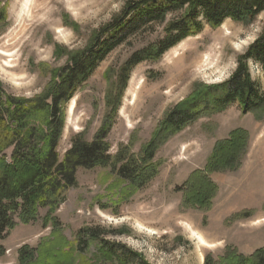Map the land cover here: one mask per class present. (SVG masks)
Listing matches in <instances>:
<instances>
[{
  "label": "rangeland",
  "instance_id": "374dc122",
  "mask_svg": "<svg viewBox=\"0 0 264 264\" xmlns=\"http://www.w3.org/2000/svg\"><path fill=\"white\" fill-rule=\"evenodd\" d=\"M24 1L0 0V12L6 15V24H0V85L4 96L22 99L42 96L57 72L74 54L87 49L124 7V0H31L24 8ZM179 16L173 13L167 20ZM263 29L264 13L249 25L227 20L217 29L205 26L159 61L137 65L122 92L123 64L159 41L164 28L152 27L130 37L98 65L67 104L58 148L61 158L74 138L93 141L110 113V154L116 156L128 147L132 155L139 156L168 113L186 102L194 89L230 79L239 57ZM249 68L264 93L263 69L254 62ZM236 130L247 137L241 162L233 169L206 171L216 148ZM153 164L157 166L155 178L132 195L129 182L121 180L112 167L80 169L77 186L66 192L64 203L51 218L48 210H40L29 224L17 219V226L0 239V264L62 259L99 264L98 242H90L83 253L78 247L79 233L86 229L114 232L105 235L106 239L149 264H205L206 259L219 264L228 250L251 257L264 248V112L243 114L233 104L221 113L201 117L164 141ZM197 173L206 174L216 185L211 208L186 202L187 182ZM192 232L208 246L200 244ZM24 248L34 254L26 263L21 261Z\"/></svg>",
  "mask_w": 264,
  "mask_h": 264
},
{
  "label": "trees",
  "instance_id": "16d2710c",
  "mask_svg": "<svg viewBox=\"0 0 264 264\" xmlns=\"http://www.w3.org/2000/svg\"><path fill=\"white\" fill-rule=\"evenodd\" d=\"M173 13L180 14L179 18L168 22V16ZM263 13L264 0H124L121 14L94 36L87 49L71 57L42 96L35 99L4 96L0 85V239L17 226V219L29 224L38 218L40 210H48L51 218L64 203L66 192L77 186L80 169L112 167L121 180L129 182L132 195L155 178V153L170 136L199 118L221 113L233 104H238L243 114L263 113L264 93L253 81L249 64L257 63L264 71V29L247 52L239 57L230 79L218 86L194 89L186 102L168 113L139 156L132 155L128 147L122 148L116 156L110 154L107 138L113 123L111 113L105 117L93 141L87 142L79 136L73 139L63 158L58 151L67 104L98 65L115 49L127 44L130 37L152 27L164 28V36L159 41L139 50L123 64L119 79L122 92L137 65L159 61L187 38L200 34L205 26L217 29L227 20L249 25ZM0 24H6L3 12H0ZM117 108L112 109L114 115ZM246 141L244 131H234L230 139L216 148L206 171L235 168L247 148ZM186 189L187 203L200 208L212 207L217 188L206 174H195L187 182ZM46 221L48 225V219ZM107 234L116 235L114 232L102 234L100 229L81 230L78 247L83 253L90 242H98L99 264H149L137 253L107 240ZM22 254L24 263L34 257L27 248ZM41 264L73 262L62 259V262ZM205 264H211L209 259ZM219 264H264V248L251 257L228 250Z\"/></svg>",
  "mask_w": 264,
  "mask_h": 264
},
{
  "label": "bare ground",
  "instance_id": "6f19581e",
  "mask_svg": "<svg viewBox=\"0 0 264 264\" xmlns=\"http://www.w3.org/2000/svg\"><path fill=\"white\" fill-rule=\"evenodd\" d=\"M31 0H25L24 1V8H27L28 7V5H29V2H30ZM8 55V57H11L10 55H9V53H6V52H4V56H7ZM72 109H73V106L71 107V109H70V111L72 112ZM192 235H193V237H195V238H197L198 240H199V243L200 244H202V245H205V246H208V244H207V242L205 241V239L202 237V236H199L198 234H195V232H192Z\"/></svg>",
  "mask_w": 264,
  "mask_h": 264
}]
</instances>
